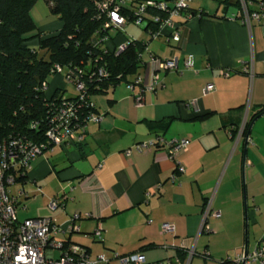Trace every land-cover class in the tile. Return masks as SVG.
<instances>
[{"label":"crops","instance_id":"0c3cea01","mask_svg":"<svg viewBox=\"0 0 264 264\" xmlns=\"http://www.w3.org/2000/svg\"><path fill=\"white\" fill-rule=\"evenodd\" d=\"M251 2L256 11L264 0ZM189 5L180 42L163 36L148 42L153 54L175 56L176 69L161 74L163 85L145 92L143 106L133 104L126 85L117 92L119 84L108 87L106 102L95 101L104 92L92 94L103 108L102 120L89 124L74 144L37 155L10 186L16 206L32 197L19 220L55 218L64 229L56 239L84 246L91 258L103 254L108 264H122L114 252H139L147 263L235 264L243 250L264 244V113L243 135L244 122L264 108V16L247 28L225 15L229 6L220 0ZM247 62L249 75L242 70ZM225 69L229 75L222 74ZM209 82L215 89L203 95ZM61 87L62 77L51 75L48 92L61 94ZM192 99H198L197 109L188 104ZM202 113L207 115L196 117ZM157 133L190 143L173 158L164 147L124 156L122 151ZM52 198L61 202L50 211ZM207 201L220 212L207 220L208 231L200 230ZM74 214L78 230L67 231ZM163 222L174 231L161 232ZM98 226L101 239L90 238ZM190 248L194 254L187 260ZM179 251L187 253L184 262Z\"/></svg>","mask_w":264,"mask_h":264},{"label":"built area","instance_id":"2783aa9c","mask_svg":"<svg viewBox=\"0 0 264 264\" xmlns=\"http://www.w3.org/2000/svg\"><path fill=\"white\" fill-rule=\"evenodd\" d=\"M192 0H96L95 5L99 14L104 13L106 19L104 28L122 31L126 24L141 26L149 31L152 39L163 36L165 41L179 42L182 34V22L179 19L190 18V3ZM252 0H238L235 18L250 28L251 20H259L264 16V3L260 9L252 11L250 6ZM121 33V32H120ZM122 35V33H121ZM105 37V36H104ZM106 39V37H105ZM104 40L102 38L101 42ZM133 38L126 37L116 47V53L126 48ZM147 49V48H146ZM148 50V49H147ZM145 61L144 70L132 81L125 85L135 106H143L144 94L154 91L163 85L162 73L176 69L177 59L175 56L159 57L151 55ZM141 56H143L141 54ZM186 65H188L186 63ZM93 75L97 80L109 76L108 71L102 64H96ZM244 72L252 73V63L243 65ZM53 74L62 76V93L58 99L48 98V123L45 131V143H39L20 136H10L0 141V264H108L110 259L100 254L91 258L84 246L69 241L56 239V236L64 231L52 217H31L19 220L16 213V198L10 195V186L18 176L26 175L34 158L44 151L51 150L54 146L74 144L83 139L85 129L91 123L102 120L104 113L97 109L95 103L90 100L89 86L83 78L81 70H72L68 66L54 64L51 68ZM224 76L230 74L229 69L222 71ZM71 84L75 93L72 96L64 94V85ZM213 83H206L202 94L206 95L213 91ZM41 89L48 91L47 82H42ZM198 99L188 102L195 109L198 108ZM190 139L173 138L163 139L161 135L146 141H140L125 149L124 156H130L132 152L143 153L153 148L164 147L170 158L175 157L180 151L188 147ZM102 163L96 164L101 168ZM181 171L182 168H179ZM64 194L61 199H65ZM59 198L49 200V207L55 209L60 205ZM211 202L204 205L201 217L200 230H209L207 220L210 217L219 218V210L211 209ZM79 218L74 214L67 231H77L73 220ZM161 232H172L174 226L163 222L160 226ZM90 238L100 240L102 228L97 227ZM55 251L58 255L55 256ZM194 254L193 248L188 252L187 260ZM122 264H170L169 260L147 263L142 253H130L120 255L112 254ZM235 264H252L259 262L264 264V244H260L252 251L243 250L234 260Z\"/></svg>","mask_w":264,"mask_h":264},{"label":"trees","instance_id":"16d2710c","mask_svg":"<svg viewBox=\"0 0 264 264\" xmlns=\"http://www.w3.org/2000/svg\"><path fill=\"white\" fill-rule=\"evenodd\" d=\"M36 1L0 0V141L20 136L39 143L46 142L47 97L56 100L60 93L58 89L50 93L42 90L41 84L44 81L49 84L51 75L61 76L51 72L54 64L81 70L93 101L91 96L95 92L105 93L108 87L121 82L126 84L143 72L145 61L141 54L148 49L147 42L153 40L148 31V41L133 38V42L116 53L118 43L128 36L124 29L120 31L121 35L119 30L109 32V28H104L106 17L96 9V0H45L50 11L58 16L60 27L50 34L34 32L30 10ZM220 2L226 7L238 6V0ZM183 20L179 19L180 22ZM35 44L45 50V54L39 55ZM47 55L48 58L45 57ZM151 55L155 54L151 52ZM96 64L105 67L109 73L107 78L97 80L93 75ZM262 113L264 108L244 122L243 135ZM205 115L202 113L196 117ZM18 177L16 180L22 179ZM177 256L180 262H184L187 253L179 251Z\"/></svg>","mask_w":264,"mask_h":264},{"label":"rangeland","instance_id":"374dc122","mask_svg":"<svg viewBox=\"0 0 264 264\" xmlns=\"http://www.w3.org/2000/svg\"><path fill=\"white\" fill-rule=\"evenodd\" d=\"M207 1L209 2V4L215 2V0H207ZM30 16H31L33 23H34V29H35L34 32L43 31L46 34H50V33H53L56 31L55 30L56 27H57V29H59V27H60V21L58 19V16L53 14L50 11L49 6L45 2V0H37L34 3V5L32 6V8L30 10ZM123 32H125V34L130 38L142 39L145 41H147L149 39L148 31H145L143 29V27H141V26H136V25L131 24V23L125 25ZM34 48L38 51V54L41 56L43 54H45V52H46L45 50L41 49L37 44L34 45ZM149 49L150 48H149V43H148V50L146 49V51L142 54L143 58L149 59V55H148ZM45 57L48 58V55ZM124 86H125L124 82H121L119 84V86L116 88V92L118 90H124L125 91ZM74 93H75V90L71 84H65L64 85V94L66 96H72ZM98 95H101V96H97V98H95L96 99L95 101L96 102L100 101L102 103V102H106V99L108 97H110V95H112V92L109 91V92L101 93ZM100 102H98V103H100ZM94 105H96V104H94ZM96 107L98 108L99 106L96 105ZM99 109H100V111L103 110V108H100V107H99ZM31 199H32V197H31ZM31 199H26L24 202H21V204H18L16 206V212H17L18 219L24 218L20 215V209H25V207H26V209H28V207H30L29 205L31 203V201H30ZM48 203H49V201H48ZM18 206H19V209L17 208ZM48 208L50 211L54 210V209H51L49 207V205H48ZM57 253L58 252L55 251V256L58 255Z\"/></svg>","mask_w":264,"mask_h":264},{"label":"water","instance_id":"95a60500","mask_svg":"<svg viewBox=\"0 0 264 264\" xmlns=\"http://www.w3.org/2000/svg\"><path fill=\"white\" fill-rule=\"evenodd\" d=\"M237 13V8L235 6H229L227 8V13L225 14L228 18L234 19L235 14Z\"/></svg>","mask_w":264,"mask_h":264}]
</instances>
